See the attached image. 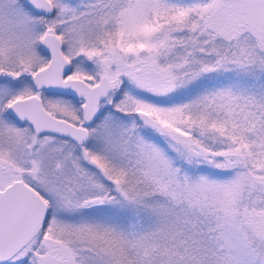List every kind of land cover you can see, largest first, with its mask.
Segmentation results:
<instances>
[{
    "label": "snow or ice",
    "instance_id": "1",
    "mask_svg": "<svg viewBox=\"0 0 264 264\" xmlns=\"http://www.w3.org/2000/svg\"><path fill=\"white\" fill-rule=\"evenodd\" d=\"M0 264H264V0H0Z\"/></svg>",
    "mask_w": 264,
    "mask_h": 264
}]
</instances>
